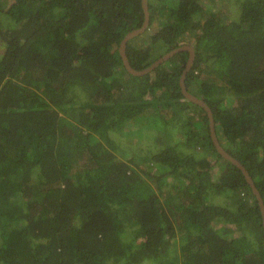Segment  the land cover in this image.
I'll return each mask as SVG.
<instances>
[{
  "label": "trees",
  "instance_id": "16d2710c",
  "mask_svg": "<svg viewBox=\"0 0 264 264\" xmlns=\"http://www.w3.org/2000/svg\"><path fill=\"white\" fill-rule=\"evenodd\" d=\"M147 1L130 64L193 46L185 85L264 201V0H237L234 18ZM143 17L141 0H0V264H264L257 201L180 93L188 52L142 76L122 64ZM157 101L164 131L123 146Z\"/></svg>",
  "mask_w": 264,
  "mask_h": 264
},
{
  "label": "water",
  "instance_id": "95a60500",
  "mask_svg": "<svg viewBox=\"0 0 264 264\" xmlns=\"http://www.w3.org/2000/svg\"><path fill=\"white\" fill-rule=\"evenodd\" d=\"M141 7L143 10V14H144L143 21H142L141 25L139 27L134 28V29L130 30L129 32H127L126 35L121 39V41L118 45V48H117L125 70L133 76H142L144 74H148V73L154 71L158 66L167 62L168 60H170L171 58L176 56L178 53H181L184 51L188 52L186 63L184 65V68H183V70L180 74V77H179L180 93L187 101L200 106L205 111L207 121H208L210 139H211V142H212L215 150L223 159L232 163L242 173L246 184L249 186V189H250L252 195L255 197V199L257 201V204H258V207L260 210V214H261V223H262L263 234H264V201H263L262 195L260 194V191L256 187V184H255L252 176L250 175L248 170L245 168V166L238 159L233 157L220 144L218 137L216 135L214 116H213V112H212V109L210 108V106L206 103V101L204 99H202L201 97L192 93L185 85V78L187 76V73L191 69V67L193 65L194 58H195V50H194L193 46L191 44H182L178 47H175V48L165 52L164 54H162L161 56H159L155 60H153L148 66L143 67L141 69L134 68L130 64V62L128 60V56H127V51H126L127 43L129 42V40H131L137 36L142 35L146 31V29L148 28L149 22H150L148 1L147 0H141Z\"/></svg>",
  "mask_w": 264,
  "mask_h": 264
},
{
  "label": "rangeland",
  "instance_id": "374dc122",
  "mask_svg": "<svg viewBox=\"0 0 264 264\" xmlns=\"http://www.w3.org/2000/svg\"><path fill=\"white\" fill-rule=\"evenodd\" d=\"M237 0H213L212 3H209L208 1L204 2L205 7H207L210 11L215 13H221L226 18H234L237 17L238 11H239V3L236 2ZM149 36H145L144 38L148 40ZM141 40V39H139ZM134 41L132 45H130L131 48H134L136 51H139L141 55V60H138L139 67H142L143 63L148 61L153 57V55L149 52V49L146 47L145 42L141 41ZM147 44V43H146ZM139 45V49L137 50V46ZM1 51V50H0ZM154 111L151 114L146 115H140L137 118L132 119V121H129L127 124V127H129L128 131H125V135L121 137L122 139V145L125 144H134L139 142L141 139H143L142 143L145 145V137L139 138V129L141 126H147L148 128L156 131H164V119L165 117H168L170 112L167 110H163V104L161 105L159 101L155 103ZM150 146L153 145V142L151 144L150 142H147ZM137 151V150H136ZM149 169L153 170L152 166L147 165Z\"/></svg>",
  "mask_w": 264,
  "mask_h": 264
},
{
  "label": "crops",
  "instance_id": "0c3cea01",
  "mask_svg": "<svg viewBox=\"0 0 264 264\" xmlns=\"http://www.w3.org/2000/svg\"><path fill=\"white\" fill-rule=\"evenodd\" d=\"M144 40H146V39L144 38ZM144 40H143V41H144ZM139 41H141V40H139ZM143 41H142V42H143Z\"/></svg>",
  "mask_w": 264,
  "mask_h": 264
}]
</instances>
